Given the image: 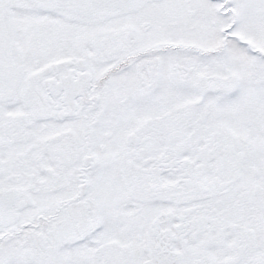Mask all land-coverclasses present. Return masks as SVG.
Wrapping results in <instances>:
<instances>
[{
	"label": "snow or ice",
	"instance_id": "snow-or-ice-1",
	"mask_svg": "<svg viewBox=\"0 0 264 264\" xmlns=\"http://www.w3.org/2000/svg\"><path fill=\"white\" fill-rule=\"evenodd\" d=\"M0 264H264V0H0Z\"/></svg>",
	"mask_w": 264,
	"mask_h": 264
}]
</instances>
